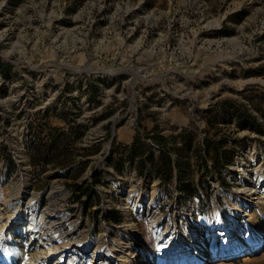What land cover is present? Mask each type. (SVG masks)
I'll return each mask as SVG.
<instances>
[{"label":"rangeland","instance_id":"rangeland-1","mask_svg":"<svg viewBox=\"0 0 264 264\" xmlns=\"http://www.w3.org/2000/svg\"><path fill=\"white\" fill-rule=\"evenodd\" d=\"M227 100L240 112L249 110L261 131L240 129L236 115L222 109ZM213 116L216 129L208 125ZM204 131L207 138L224 140L227 164L220 174L200 168L196 150L206 144ZM152 132L176 150L193 134L185 153L189 162L184 161L191 166L182 179L196 191L190 206L176 204L179 210L192 218L198 212L196 220L214 211L228 218L240 203L228 194L246 176L238 165L257 157L264 174V0H0V226L15 213L16 208L6 211L10 196L24 190L17 157L22 154L28 183L40 197L39 214L50 204L53 185L63 189L56 197L58 217L69 215L85 230L82 248L88 256L77 258L82 264L94 255L101 234L114 239L127 230L126 220L117 226L106 220L102 202L115 205L117 215L131 182L133 197L156 196L161 211L163 199L167 204L177 197L172 183L160 182L151 171L140 175L145 160L150 168L157 160L159 150L149 149ZM136 136L144 142L133 147ZM53 140L51 157L36 158ZM86 190L91 196L79 197ZM256 203L247 216L242 213L247 227L237 224L257 234L263 247L254 249L250 262L240 261L244 245L234 259L218 264H264V198ZM131 210L137 230L128 234L129 256L143 249L153 255L156 243L180 233L159 239L146 215ZM170 214L176 217L172 208ZM2 231L0 258L6 251L19 264L32 258L37 247L24 248L27 233ZM210 242L215 250L217 241ZM108 245L96 255H114ZM70 252L68 259L74 257Z\"/></svg>","mask_w":264,"mask_h":264},{"label":"bare ground","instance_id":"bare-ground-1","mask_svg":"<svg viewBox=\"0 0 264 264\" xmlns=\"http://www.w3.org/2000/svg\"><path fill=\"white\" fill-rule=\"evenodd\" d=\"M17 157L22 168L21 177L25 181L23 187L24 194L19 192L10 196L11 203L6 211L8 213L12 211L13 208H16V210L14 211L15 213L12 212L13 214L9 215L5 223L0 226V234H4V231L2 230H8L10 228L11 230H18L17 232L20 234L27 233L30 236L28 238L29 242L24 245V248H27L29 246L27 244H30L31 248L36 246L37 249L32 248V258L29 256V258L26 257L27 260L22 264H80L81 262H78L77 258L80 255L88 256L87 248H84L85 244L82 248V233L85 232V230L81 227L82 225H80V221L76 220L75 222V220H72L69 215L58 217L61 209L57 206L56 197L62 193L61 191L63 189L60 190L57 187L58 185H53L47 194L50 199V204L44 208L41 214H39L40 205L38 201L40 200V197L31 190V186L28 183L25 158L22 154H18ZM257 161V157L255 159L252 157L251 161L238 165L236 170L239 172H246V176L245 178L239 177V185L237 186L236 191L233 194H228L231 199L236 202L239 201L240 203L237 204L238 206L236 208L229 209L230 212L229 215H227L229 217L226 219H221L219 216L220 213L214 211L213 213H209V215L202 220H194L190 213H185L179 210L176 204L171 207L176 217H169L171 215L170 213V215H167L161 211L159 206H156V196H152L148 199L149 195L145 194L142 199V196L137 193L133 197L134 193L132 194L131 192L134 189V185L132 182L129 183L130 197L124 198L126 203L125 211L128 216L126 220L127 230H125L124 233H121V235H117V237L121 236V239H118L117 237L110 239L108 238L110 237V234L107 232L100 235L98 246L89 242L90 245H94V255H91L89 257L90 259H86L82 264H98V260L100 259L103 261L99 264H110L111 262H113V264H140L141 261H143L144 264H201L204 260V254H206L209 248L208 246L211 243L210 240L217 241V245L214 247L215 250H212L210 253L212 254V260L216 261L207 262L205 264H218V261L226 262L224 260L229 258L234 259L235 251L244 245L247 250L245 255L241 257L242 259H240V261H252V252L255 248H262L263 244L257 234L248 235L247 230H241V228L245 229L247 226L244 223L249 221L247 219L245 220L244 217L242 218V213L250 212L251 209L249 208H252L253 204H257L258 202L256 203V201L258 199L260 200L261 198H264V191L261 192L259 196H256V194L260 193L258 192V189L263 188L264 190V174L261 172L262 169ZM150 181L151 178H148L146 183H150ZM151 188V186H148L144 191H146V189L150 190ZM155 190L156 189H154V192ZM24 205L27 206L23 208ZM131 208L146 215L152 226L159 232V239H162L161 235L164 236L167 232L171 233L172 236H174V232L180 233H177L173 240H161L163 242L156 243L153 255L149 249H143L140 253L138 252L129 256L132 254L133 249L129 246L128 234H132V232H136L137 230L135 224L132 222L133 212ZM245 216H247V213ZM166 221L167 223H165ZM237 222H240L243 226L239 228L240 226L238 227L239 224H237ZM248 226L250 225L248 224ZM259 231V233H263V230ZM234 234H237V237H235ZM244 234H247L246 237L243 236ZM0 238H2V236H0ZM87 238L88 235L86 234L85 239ZM80 244L81 247H79ZM106 245H112L110 250L115 251L114 255L105 254V257H98L96 254L99 253L98 251H100V248L103 246L106 247ZM77 247H79L78 252H76ZM176 247L184 250V252H182V254L185 255L183 258L179 259V256L176 257L169 255L168 249H174ZM191 248L196 251L194 255H190V252H187V249ZM205 248H207V250H205ZM156 250H159V252ZM70 251H75L72 259H68L70 256L68 254L71 253ZM126 251L127 254L123 255ZM229 251L230 255L224 258L223 256H227ZM121 256L124 257V259H121ZM151 256H154V258H151L154 261L152 263L149 261ZM157 256H160L161 258H157ZM193 256L194 258H192ZM138 258L140 261L137 260ZM189 260H191L192 263H189ZM0 264H19V262L17 261L16 255L6 251L5 255L0 258Z\"/></svg>","mask_w":264,"mask_h":264},{"label":"trees","instance_id":"trees-1","mask_svg":"<svg viewBox=\"0 0 264 264\" xmlns=\"http://www.w3.org/2000/svg\"><path fill=\"white\" fill-rule=\"evenodd\" d=\"M222 109L225 111V114L232 115L234 114L237 117V125L240 129H247L251 131H261L259 128H257L258 125H260L259 122H257V119L254 118V116L250 113L249 110H245L240 112L239 110L235 109L233 104H231L230 100H227L222 104ZM211 118L209 120L208 125L214 127L216 129L215 124L211 123L215 120ZM184 131V130H183ZM205 132V131H204ZM206 133V132H205ZM209 131L206 133V144L204 145V148H201L198 151L200 155V168L204 169L206 173L208 172H216L220 174V171L222 167H224L227 163H225V153L222 150V146L224 145V140L222 138H219V140H215L216 137L213 138H207L209 136ZM149 138L153 142V146H149V149L153 151V148H157L159 150L157 154V160L155 161V164L152 166V171L154 174L158 177L160 182H171L174 177L177 178L179 182L180 189L185 193V195L188 198H191L194 194L192 192H195L196 189L191 184H184L182 175L185 172V169L191 166L190 164L186 165V162H189L187 158L185 157V153L187 152L186 148H191L193 144V134H189L190 138L189 140L185 141V146L182 148V150H176L175 148H170L168 139L161 135V134H155L150 133ZM215 136V135H213ZM139 141H142L138 136L135 137L133 141V147H136L139 143ZM144 142V141H142ZM55 141H51L49 144H47V148L45 151L37 152L35 157L36 158H44L47 159L48 157H51V153L54 152V146ZM172 149L174 151H178V153L175 152L176 158L172 157ZM150 151V152H152ZM195 150H191L190 154H193ZM198 159V157H197ZM209 159L212 160L213 164L210 166L208 164ZM229 162V161H228ZM183 163V164H182ZM185 163V164H184ZM148 169V163L145 160L143 167L140 169V175H145L147 173ZM84 195L91 196L90 190H86V192H78L79 197ZM106 220H108L110 223H114L117 225H120L122 222V218L120 215L113 214L112 212L105 215Z\"/></svg>","mask_w":264,"mask_h":264},{"label":"built area","instance_id":"built-area-1","mask_svg":"<svg viewBox=\"0 0 264 264\" xmlns=\"http://www.w3.org/2000/svg\"><path fill=\"white\" fill-rule=\"evenodd\" d=\"M135 164V163H134ZM149 171H151L152 172V174L155 176V174H154V172L152 171V168H150L149 167V165H148V169H147V171L146 172H149ZM144 176H146V173H145V175ZM164 183H166V182H164ZM169 184L170 183H172L173 185H174V188L175 189H177V190H175L176 192H177V197H176V195L172 198V200H169V202L167 203V204H165L164 203V199L162 200V204H164V209H163V212L164 213H166V214H169V213H171V207L174 205V204H179V208H181V209H183V208H185V207H188V206H190L191 204H189L190 203V199H192V198H188L186 195H185V193L180 189V186H179V182H178V180H177V178L176 177H174L173 178V180L171 181V182H168ZM164 198H165V196H164ZM108 201L109 200H107L106 201V203H108ZM114 203V202H113ZM185 203H187V204H185ZM193 204V203H192ZM101 208H102V214H104V215H107V214H109V213H111V212H113L114 211V208H115V205L113 206V205H104L103 206V202H102V205H101ZM117 210L118 211H121V212H119L118 213V215H120V217L122 218V222H121V224L123 223V221L124 220H127V215H126V211H125V209L123 208V209H119V208H117ZM134 213V212H133ZM197 217V215L196 214H194V216H193V218L195 219ZM111 224H113V225H115V226H117V224H114V223H111ZM154 230V229H153ZM211 245V244H210ZM210 245L207 247L208 248V253L206 252V254H204V257H203V261L201 262V264H205V263H207V262H211L212 261V258H211V251L213 250V248L211 247L210 248ZM207 248H205V250L207 249ZM157 252H159V250H157ZM168 252H169V255L170 256H179L180 258L179 259H181V258H183L185 255L184 254H182V252H184V250H181V248L179 249L178 247H176V248H174V249H172V248H169L168 249ZM187 252H190V255L192 254V255H194L195 253H196V251H194V249H187ZM188 254V253H187ZM160 256H157V258H159ZM226 257H228V255L226 256ZM151 258H154V256H151L150 257V259H149V261L151 260V263L152 262H154L153 261V259H151ZM161 258V257H160ZM192 258H194V256L192 257ZM178 259V260H179ZM190 259V258H189ZM155 263H156V261H155ZM189 263H192L191 261L189 262ZM140 264H144L143 263V261H141V263Z\"/></svg>","mask_w":264,"mask_h":264}]
</instances>
